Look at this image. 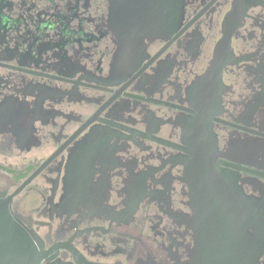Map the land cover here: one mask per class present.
<instances>
[{
	"label": "flooded vegetation",
	"instance_id": "af4514ba",
	"mask_svg": "<svg viewBox=\"0 0 264 264\" xmlns=\"http://www.w3.org/2000/svg\"><path fill=\"white\" fill-rule=\"evenodd\" d=\"M184 1L172 36L171 0H0V190L42 264L217 263L204 128L234 192L264 193V0Z\"/></svg>",
	"mask_w": 264,
	"mask_h": 264
},
{
	"label": "water",
	"instance_id": "95a60500",
	"mask_svg": "<svg viewBox=\"0 0 264 264\" xmlns=\"http://www.w3.org/2000/svg\"><path fill=\"white\" fill-rule=\"evenodd\" d=\"M171 3L172 21L166 31L170 29L171 35L174 36L180 27L176 22V13L184 9L185 1L171 0ZM138 27L150 34V37L160 36L164 32L163 27L158 25ZM227 37L229 40L231 33ZM218 60V53L215 52L211 65L201 78L211 79ZM217 76L219 77V74ZM197 83L198 81L195 84ZM219 95V88H209L206 101L212 100L210 106H214ZM209 117L199 118L206 125L209 123ZM199 121L200 119H197L196 122ZM207 129L204 128L197 135L191 177L201 181L195 185L203 189L197 199L199 205L204 207V236L213 244L209 251H212L213 258L217 261L215 264H264V193H259L252 183L248 184L251 193L234 192L242 187L227 182L235 177L221 168L222 161L217 155L218 139L213 134H205ZM250 149L252 156L259 157V151H264V144L253 143ZM262 157L264 169V154ZM251 165L256 166L254 162ZM44 257L45 250L38 235L27 231L21 225L11 210L10 199L0 190V264H42Z\"/></svg>",
	"mask_w": 264,
	"mask_h": 264
}]
</instances>
